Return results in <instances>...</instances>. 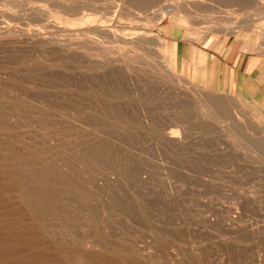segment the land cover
Instances as JSON below:
<instances>
[{
	"label": "rangeland",
	"instance_id": "obj_1",
	"mask_svg": "<svg viewBox=\"0 0 264 264\" xmlns=\"http://www.w3.org/2000/svg\"><path fill=\"white\" fill-rule=\"evenodd\" d=\"M262 67L264 0H0V264H264Z\"/></svg>",
	"mask_w": 264,
	"mask_h": 264
},
{
	"label": "crops",
	"instance_id": "obj_2",
	"mask_svg": "<svg viewBox=\"0 0 264 264\" xmlns=\"http://www.w3.org/2000/svg\"><path fill=\"white\" fill-rule=\"evenodd\" d=\"M245 64L240 68V70L242 71V73H245L246 75L250 76L252 74V69L248 70V68L245 70ZM208 78H210V81L213 77L212 74H209V76H207ZM256 82H258L259 84V90H260V106H259V110H260V115L262 116V114H264V68L262 67L259 71V77L258 79L256 77L253 78ZM213 81H215V79H213Z\"/></svg>",
	"mask_w": 264,
	"mask_h": 264
},
{
	"label": "bare ground",
	"instance_id": "obj_3",
	"mask_svg": "<svg viewBox=\"0 0 264 264\" xmlns=\"http://www.w3.org/2000/svg\"><path fill=\"white\" fill-rule=\"evenodd\" d=\"M209 95H210V94H209ZM207 97H208V96H207ZM209 97H210V96H209ZM214 98H215V97H214ZM208 99H209V98H208ZM210 99H211V98H210ZM212 99H213V97H212ZM212 99H211V100H212Z\"/></svg>",
	"mask_w": 264,
	"mask_h": 264
}]
</instances>
